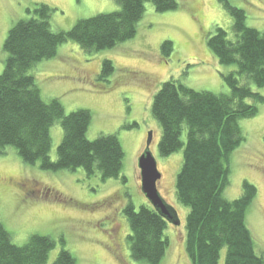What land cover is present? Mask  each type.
<instances>
[{"label": "rangeland", "instance_id": "1", "mask_svg": "<svg viewBox=\"0 0 264 264\" xmlns=\"http://www.w3.org/2000/svg\"><path fill=\"white\" fill-rule=\"evenodd\" d=\"M178 1V9L157 12L146 0L133 38L90 52L68 39L58 46L55 57L43 59L31 71L43 100L58 98L66 114L78 109L90 112L89 139L116 135L124 152L121 175L125 180L102 181L98 174L87 176L81 168L44 170L38 163H23L9 149L0 155V222L13 243L23 245L32 234L52 237L56 244L48 263L64 247L77 264H148L130 257L123 209L130 204L137 210L148 203L140 191L137 159L151 132L149 148L161 173L157 188L180 221L177 226L167 224L169 246L161 264H189L184 230L187 208L177 201L174 188L181 151L159 155L161 128L151 114V99L170 78L196 90L226 93L217 61L206 47V35L214 25L231 32L232 19L218 0ZM230 2L245 11L248 26L264 29V0ZM35 3L53 9L51 26L62 31L78 19L119 9L114 0H0V73L6 58V34L14 22L29 16L26 8ZM165 40L172 43L169 58L160 54ZM104 59L114 66L108 78L99 77ZM257 107L254 116L239 119L245 141L232 153L230 183L224 196H240L243 180L256 187L246 222L255 251L264 257V105ZM50 134L49 156L54 160L63 136L59 122L51 126ZM223 261L224 251L218 264Z\"/></svg>", "mask_w": 264, "mask_h": 264}, {"label": "trees", "instance_id": "2", "mask_svg": "<svg viewBox=\"0 0 264 264\" xmlns=\"http://www.w3.org/2000/svg\"><path fill=\"white\" fill-rule=\"evenodd\" d=\"M119 9L78 19L69 30H55L53 9L44 3L27 7V18L9 28L3 42L6 53L0 73V155L13 149L25 164L48 171L83 169L102 181L125 180L121 175L124 152L115 134L87 137L91 114L78 109L68 114L58 98L43 100L31 71L43 59L55 57L68 39L86 52L113 48L135 36L145 13L146 0H114ZM157 12L176 10L178 0H150ZM232 19L231 32L214 25L206 35V47L217 61L218 75L226 93L190 88L177 79L161 83L151 99V114L161 128V157L181 151L175 176V196L187 208L185 251L189 264H264L257 254L246 222L247 209L256 187L242 181L240 196L227 199L232 153L245 141L240 118L252 117L264 105V29L246 24V13L230 0H218ZM171 41L160 44V54L169 58ZM114 66L102 61L99 77L108 78ZM59 122L63 136L51 160L50 128ZM264 143V136H263ZM128 222L126 236L130 257L148 264H161L169 241L168 222L149 204L137 210L123 209ZM55 241L32 234L23 245L12 242L0 222V264H77L61 247L48 263Z\"/></svg>", "mask_w": 264, "mask_h": 264}, {"label": "water", "instance_id": "3", "mask_svg": "<svg viewBox=\"0 0 264 264\" xmlns=\"http://www.w3.org/2000/svg\"><path fill=\"white\" fill-rule=\"evenodd\" d=\"M150 142L151 132H148L145 148L137 159L140 191L155 211L168 223L177 226L180 221L177 217L176 210L166 203L157 188L158 181L161 179V173L158 169L157 161L150 151Z\"/></svg>", "mask_w": 264, "mask_h": 264}, {"label": "flooded vegetation", "instance_id": "4", "mask_svg": "<svg viewBox=\"0 0 264 264\" xmlns=\"http://www.w3.org/2000/svg\"><path fill=\"white\" fill-rule=\"evenodd\" d=\"M19 187H23V186L19 185ZM28 195H30V194H28Z\"/></svg>", "mask_w": 264, "mask_h": 264}]
</instances>
